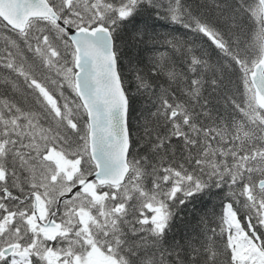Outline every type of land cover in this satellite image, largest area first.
<instances>
[{
  "label": "snow or ice",
  "instance_id": "1",
  "mask_svg": "<svg viewBox=\"0 0 264 264\" xmlns=\"http://www.w3.org/2000/svg\"><path fill=\"white\" fill-rule=\"evenodd\" d=\"M0 264H264V0H0Z\"/></svg>",
  "mask_w": 264,
  "mask_h": 264
},
{
  "label": "trees",
  "instance_id": "2",
  "mask_svg": "<svg viewBox=\"0 0 264 264\" xmlns=\"http://www.w3.org/2000/svg\"><path fill=\"white\" fill-rule=\"evenodd\" d=\"M160 31H164V29H160ZM145 57L147 58L148 55H151L150 53H145L144 54ZM143 106V103L142 102H138L136 107H137V112L135 114V119L133 120V124L134 125H137V121L139 120L140 123H142L143 121L140 120V113H139V110L141 109V107ZM141 131H143V129H141ZM182 215H186V213L182 214Z\"/></svg>",
  "mask_w": 264,
  "mask_h": 264
}]
</instances>
